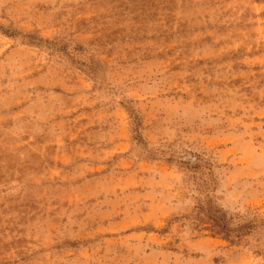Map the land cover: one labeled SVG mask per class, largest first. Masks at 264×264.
<instances>
[{
	"label": "rangeland",
	"instance_id": "374dc122",
	"mask_svg": "<svg viewBox=\"0 0 264 264\" xmlns=\"http://www.w3.org/2000/svg\"><path fill=\"white\" fill-rule=\"evenodd\" d=\"M0 264H264V0H0Z\"/></svg>",
	"mask_w": 264,
	"mask_h": 264
}]
</instances>
